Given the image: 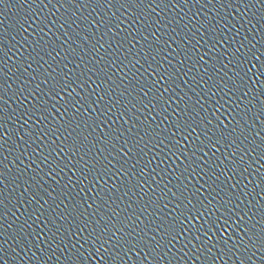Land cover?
Segmentation results:
<instances>
[{"label":"water","instance_id":"95a60500","mask_svg":"<svg viewBox=\"0 0 264 264\" xmlns=\"http://www.w3.org/2000/svg\"><path fill=\"white\" fill-rule=\"evenodd\" d=\"M262 66L264 0H0V264H264Z\"/></svg>","mask_w":264,"mask_h":264},{"label":"snow or ice","instance_id":"6c2138e0","mask_svg":"<svg viewBox=\"0 0 264 264\" xmlns=\"http://www.w3.org/2000/svg\"><path fill=\"white\" fill-rule=\"evenodd\" d=\"M258 59V58H257ZM262 69H264V66H262Z\"/></svg>","mask_w":264,"mask_h":264}]
</instances>
